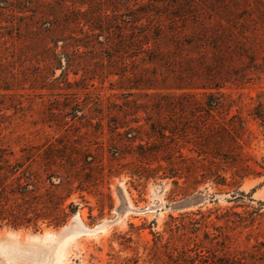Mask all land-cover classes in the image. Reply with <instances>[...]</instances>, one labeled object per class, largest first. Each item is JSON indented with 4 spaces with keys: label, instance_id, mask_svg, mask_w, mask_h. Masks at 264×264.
Here are the masks:
<instances>
[{
    "label": "trees",
    "instance_id": "trees-1",
    "mask_svg": "<svg viewBox=\"0 0 264 264\" xmlns=\"http://www.w3.org/2000/svg\"><path fill=\"white\" fill-rule=\"evenodd\" d=\"M263 35L264 28L253 16V0H0V65L5 67L12 59L22 67L0 73V90L14 92L8 96L13 98L37 89L33 84L39 80L43 86L38 89L95 79L108 82L120 92L121 103L107 97L106 108L93 110L89 104L84 112L87 104L80 103L74 92L51 114L60 126L68 121L93 124L99 135L106 121L112 160L121 161L129 147L123 137L132 130L131 123L140 121L135 110L142 109L146 124L160 130L147 133V142L139 148L151 139L184 140L195 155L190 159L195 184L231 186L235 181L228 182V171H234L232 180L239 172L245 176L251 171L264 178V156L255 162L259 170L246 164L238 142L244 121L229 115L234 100L225 92L240 90L249 81L253 36L258 58L261 49L264 52ZM26 64L36 65L34 77ZM69 74L78 79L70 82ZM183 110L189 113L187 124L174 115L167 135L162 112ZM250 115L264 126V92L257 96ZM58 150H64L63 155L41 156L24 148L15 156L0 147V229L39 231L41 224L59 228L75 212L74 204L65 202L90 183L81 172L92 174L98 164L88 162L86 150L73 142L66 141ZM172 263L206 264L183 253Z\"/></svg>",
    "mask_w": 264,
    "mask_h": 264
},
{
    "label": "rangeland",
    "instance_id": "rangeland-1",
    "mask_svg": "<svg viewBox=\"0 0 264 264\" xmlns=\"http://www.w3.org/2000/svg\"><path fill=\"white\" fill-rule=\"evenodd\" d=\"M263 13L264 0H253V16L262 28ZM255 24L253 17V28ZM8 61L9 65H0V73L21 70L18 63ZM24 68L32 77L38 72L35 64ZM59 74L56 70L55 76ZM249 78L242 89L225 92L231 93L234 100L229 115H239L244 121L245 131L238 142L246 164L259 170L255 162L264 156V126L252 118L250 110L264 92V52L261 49L260 56H255L254 36L253 75ZM68 79L73 82L78 76L69 74ZM85 83H61L58 88L48 84L44 86L48 89H38L43 86L39 80L33 84L37 89L18 92L13 98L8 96L14 92L0 90V147L15 156H20L24 148L33 154L53 156L63 155L64 150L58 149L70 141L86 150L88 162L98 164L92 174L81 172L90 183L83 190L76 189L66 200L65 204L73 203L76 210L65 225L53 228L41 224L39 231L0 229V264H173L172 259L182 253L206 264H264V213L258 215V210L264 211V205H259L264 204V178L254 177L251 171L245 176L239 172V177L232 180L230 172L234 171H228V182L235 181L231 186H214L210 181L195 184L190 166L195 155L190 143L151 139L148 145L138 147L147 142V133L160 130L146 124L142 109L135 110L140 121L131 123L132 130L123 137L129 145L128 155L113 161L106 121L99 135L93 124L86 127L82 122L68 121L60 126L51 114L65 98L72 99L70 94L74 92L80 103L87 104L84 112L89 111V104L93 110L98 106L106 108L107 97L121 103L120 92L112 90L108 82L100 84L95 79ZM22 93L26 96L20 98ZM87 93L90 94L86 96ZM10 103L13 107L9 109ZM162 114L167 135L174 115L181 124L189 120L187 110ZM119 131L123 133L125 129ZM197 179L202 181L198 176ZM44 239L50 241L43 242Z\"/></svg>",
    "mask_w": 264,
    "mask_h": 264
},
{
    "label": "bare ground",
    "instance_id": "bare-ground-1",
    "mask_svg": "<svg viewBox=\"0 0 264 264\" xmlns=\"http://www.w3.org/2000/svg\"><path fill=\"white\" fill-rule=\"evenodd\" d=\"M1 236V235H0ZM34 240H36V241H38V240H40V239H38V238H33ZM43 242H49L50 240L49 239H44V240H42ZM29 242H30V240H29ZM54 245V244H53ZM62 251V250H61ZM60 253V252H59ZM58 257V256H57ZM59 258V257H58ZM33 263H34V260H33Z\"/></svg>",
    "mask_w": 264,
    "mask_h": 264
}]
</instances>
